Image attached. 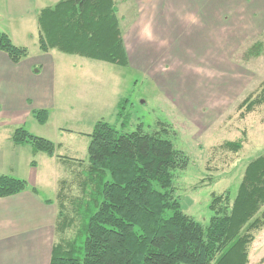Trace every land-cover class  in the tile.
Listing matches in <instances>:
<instances>
[{"label":"trees","instance_id":"trees-1","mask_svg":"<svg viewBox=\"0 0 264 264\" xmlns=\"http://www.w3.org/2000/svg\"><path fill=\"white\" fill-rule=\"evenodd\" d=\"M38 48L104 62L121 68L129 63L115 0H61L36 15ZM254 44L249 57L259 56ZM0 52L13 64L28 56L0 32ZM127 100L116 106L117 126L97 121L87 135L85 161L60 158L71 179H61L54 200L57 216L50 264H248L249 248L264 228V154L245 167L236 195H212L207 226L186 215L175 197L174 180L188 167V158L174 148L166 125L145 132L129 122ZM264 104V86L240 105L242 116ZM32 116L39 125L47 110ZM14 145H29L32 154L55 156L57 146L25 128L11 135ZM241 143L222 147L238 152ZM31 166H35L32 161ZM76 180L80 195H69ZM72 180V182H70ZM25 180L0 176V198L24 192ZM72 232V233H71ZM71 233L70 235H68Z\"/></svg>","mask_w":264,"mask_h":264},{"label":"rangeland","instance_id":"rangeland-1","mask_svg":"<svg viewBox=\"0 0 264 264\" xmlns=\"http://www.w3.org/2000/svg\"><path fill=\"white\" fill-rule=\"evenodd\" d=\"M220 8L218 54L215 45L214 56L205 54L207 50L194 54L185 48L182 52L187 57L173 58L170 72L161 79L133 66L122 69L55 50L48 58L54 64L61 58L76 76L75 85L66 89L71 95L69 102L52 108V121L44 127L43 135L49 139L56 140L52 135L58 129L62 132L58 140L64 149L57 153L86 159L89 140L79 132L87 133L97 121L117 126L115 103L127 100L129 122L123 133L133 132L139 124L148 133L159 130L158 123L166 125L169 134L164 137L187 156V169L175 176V197L184 213L203 226L212 216L208 209L212 195L229 193L234 198L246 165L264 154V104L244 116L239 109L264 86V0H221ZM131 17V13L119 14L124 34L131 31ZM196 37H192L191 46L199 49ZM256 43L262 45L259 56H247ZM27 45L30 62L38 61L42 53L37 40H27ZM81 64L84 69L79 68ZM59 107L64 110L59 112ZM35 125L29 115L20 120L6 117L0 128L8 136L19 127L31 133ZM238 141L242 144L238 152L222 147ZM41 168L52 185L58 179H71L66 167L41 163ZM71 185L69 195L78 197L75 179ZM248 264H264V228L254 236Z\"/></svg>","mask_w":264,"mask_h":264},{"label":"crops","instance_id":"crops-1","mask_svg":"<svg viewBox=\"0 0 264 264\" xmlns=\"http://www.w3.org/2000/svg\"><path fill=\"white\" fill-rule=\"evenodd\" d=\"M59 1L0 0V32L17 47L28 48L27 40H37L38 44L36 15ZM119 1L118 16L121 12L132 16L130 33H122L129 63L127 69L133 66L148 71L152 78L157 79L170 72H167L168 65L173 58L187 57L183 53L185 48L194 54H198V50H207L205 54L214 56L215 45L218 54L221 0ZM193 36H197L195 46L199 45V49L191 46ZM50 52H41L42 56L35 62H30L27 56L18 64H13L0 52V125L6 117L20 120L32 116L33 110H47V123L39 125L32 116L37 125L30 131L32 135L45 137L44 127L53 118L51 109H57L61 102H69L71 95L66 89L75 85L76 76L70 71L71 67L62 64L61 58H56L58 64L49 60ZM36 66L40 70L35 72ZM79 68L84 69V64ZM78 95L83 97L84 93ZM59 110L62 112L64 108L59 107ZM88 128L90 131L79 134L87 136L93 127ZM2 133L0 128V176L25 180L28 187L18 195L0 198V264H50L57 206L45 201L54 200L60 179L52 185L46 179L41 163L67 167L68 164H63L60 158L80 161L87 158L57 153L64 149L63 142L58 140L63 135L59 129L52 135L56 140L44 138L57 146L52 158L43 154L33 155L29 145L16 146L11 141L12 134L5 136ZM74 152L77 154L76 149ZM32 161L35 166L30 165Z\"/></svg>","mask_w":264,"mask_h":264}]
</instances>
